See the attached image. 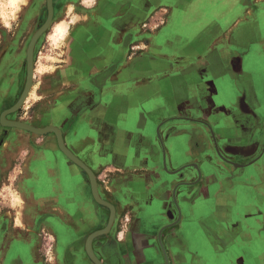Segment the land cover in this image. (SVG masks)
I'll list each match as a JSON object with an SVG mask.
<instances>
[{
	"label": "crops",
	"instance_id": "0c3cea01",
	"mask_svg": "<svg viewBox=\"0 0 264 264\" xmlns=\"http://www.w3.org/2000/svg\"><path fill=\"white\" fill-rule=\"evenodd\" d=\"M229 1L70 2L53 27L66 61L35 81L30 124L60 129L116 208L94 240L104 264H264V0ZM60 22L67 36L54 41ZM44 136L19 149L32 179L18 186L22 220L51 213L72 229L93 217L91 188ZM10 237L0 264H93L85 249L43 261L36 242Z\"/></svg>",
	"mask_w": 264,
	"mask_h": 264
},
{
	"label": "rangeland",
	"instance_id": "374dc122",
	"mask_svg": "<svg viewBox=\"0 0 264 264\" xmlns=\"http://www.w3.org/2000/svg\"><path fill=\"white\" fill-rule=\"evenodd\" d=\"M235 1L237 2L238 0ZM98 2L99 0H81L82 6L80 7L93 8ZM27 4L28 2L21 4L20 8L17 10L7 5V0H0V67L6 56H10L12 53L21 54L27 47V40L20 38L22 35L19 34L17 30L18 15ZM66 42L60 44L57 47L51 40L50 35L49 43L45 42L42 45L48 48V50L41 47L37 53L36 81H41L44 79L48 71L53 68L52 65L65 64V57L67 54L65 53L64 47ZM124 48L127 50V45H125ZM49 58H52V60ZM23 63L25 64L22 59L16 60V65H20V68L21 64ZM24 69L25 66L23 65L21 71L22 73L25 71ZM38 88L39 85H36V89H33L34 94L29 96L24 108L21 111V114L19 115L20 119H22L24 122H29L35 114L37 109L35 101L37 98H39V95L35 94V90H38ZM21 132L23 134L22 141L29 142V144L32 143L33 147L37 146L38 138H46L44 135L30 134L25 133L24 131ZM6 148L8 149V147ZM25 166H27V162L21 155L15 161L13 166L3 173L1 178L2 180L0 179V236L5 234L11 235L12 237H10L7 242L10 244L18 243L21 240L36 242L39 251V258L43 261L48 260L49 262H53L54 260H61L62 256H65L67 253V259H69V256L71 260L80 261L81 259H79V256L82 250L85 249V243L88 236L91 233L101 230L107 226L111 214L109 208L102 206L95 201L91 189L90 196L94 205V210H92L93 217H91L90 220H85L84 216L77 214L79 217V220L77 221V227H72L71 229V226L66 222L56 219V217H54L55 219H52L53 214L51 216V213L50 215L47 213H42L32 221L22 220L24 213L27 214V210L26 202H24V199L20 194V190H18V183L19 181H22V183L28 182L24 177L20 179H17L16 177L20 174V170L26 168ZM62 168V171L66 172V175L70 181H72V179H79V177H75L66 166H63ZM83 172L86 174V179L88 180L89 187L91 188L89 176L84 170ZM18 197L21 198V203H17ZM42 199H44V202L57 201L56 197L49 198L47 195L42 196ZM27 201L30 200L27 199ZM47 217H50V219L47 220ZM64 248L67 249L68 252L66 254L60 253V250ZM57 253L61 255V258L58 257ZM14 260L25 261V255L19 254V256H17Z\"/></svg>",
	"mask_w": 264,
	"mask_h": 264
},
{
	"label": "flooded vegetation",
	"instance_id": "af4514ba",
	"mask_svg": "<svg viewBox=\"0 0 264 264\" xmlns=\"http://www.w3.org/2000/svg\"><path fill=\"white\" fill-rule=\"evenodd\" d=\"M27 2L28 4L19 13L18 21H17V30L19 34L22 35L20 38H24V40H27L26 41L27 47L23 50L21 54L12 53L10 56H6L0 67V179L2 178L3 173L9 168H11L15 163V161L21 156V151L19 150L23 142L22 141L23 134L21 131H24L25 133L35 134L33 132L20 129L18 127L6 126L1 121L2 114L6 110L15 106L22 97V94L27 86L28 77H29V67H28L29 45L34 35L47 23L50 17L49 0H29ZM70 2H74L76 11L78 12L81 11L82 9L80 7L82 6L81 0H52L53 17L51 19V23L46 29V31H44V33L40 36L34 47V53H33L34 73H33V83L30 90V94L31 92H33V86L36 81L37 53L39 49H41V47L48 50V48L42 45L45 42L49 43L50 34L56 23L63 19L66 20L65 18H67V11L65 7ZM21 59L25 62V64L24 63L21 64V68H20V65H16V60H21ZM23 65L25 66L24 69L25 71L22 73L21 71ZM27 100L17 111H15L14 113L7 114L6 120L11 122H21L32 126L30 124V121L24 122L22 121V119H20L19 116ZM30 144L33 146L32 143ZM6 147H8V149ZM25 167L26 168L23 167L24 169L19 171L20 174L16 178L20 179L24 177L25 179H27L26 180L27 182L30 181L32 182V179L30 177L28 178L27 176L28 166ZM61 179H62V175H61ZM21 183L22 181H19L18 184L20 185ZM46 219L49 220L50 217H47ZM68 258L70 257L68 256Z\"/></svg>",
	"mask_w": 264,
	"mask_h": 264
},
{
	"label": "water",
	"instance_id": "95a60500",
	"mask_svg": "<svg viewBox=\"0 0 264 264\" xmlns=\"http://www.w3.org/2000/svg\"><path fill=\"white\" fill-rule=\"evenodd\" d=\"M49 6H50V17H49V19H48L47 23L34 35L32 41L29 45V48H28L29 77H28L27 86H26V88L22 94V97L20 98V101L15 106L6 110L2 114L1 121L6 126L18 127L20 129H23V130H26L29 132H33L37 135H46L48 133H54L55 136L57 137L58 146H59L60 150L73 163H75L77 166H79L82 170H84L88 174L89 179H90L92 194H93L95 201L97 203H99L100 205L109 208L111 214H110L109 222L105 228H103L101 230H97L88 236L86 243H85V250H86L87 256L90 258V260L92 261L93 264H104V262L102 260H100L98 258V256L96 255V253L94 252L93 242L96 238L110 233L112 226H113L115 219H116V208L114 207V205H112L110 202L104 200L100 196L99 190H98V185H97V180H96V176H95L94 172L82 160H80L77 156H75V154L72 153V151H70L66 147L64 140H63L62 132L60 129H58L56 127L35 128V127H32V126L25 124V123L11 122V121L6 120V115L10 114V113H14L15 111H17L25 103V101L27 100V98L30 94V90H31L32 83H33V73H34V69H33L34 68L33 67L34 47H35L38 39L40 38V36L44 33V31L48 28V26L51 23V19L53 17L52 0H49Z\"/></svg>",
	"mask_w": 264,
	"mask_h": 264
},
{
	"label": "bare ground",
	"instance_id": "6f19581e",
	"mask_svg": "<svg viewBox=\"0 0 264 264\" xmlns=\"http://www.w3.org/2000/svg\"><path fill=\"white\" fill-rule=\"evenodd\" d=\"M28 0H7V5H9L12 8L19 9L21 4L27 3ZM71 6L68 9V14L72 17L73 22H76L80 19V15L73 11L74 6ZM68 32V28L66 23L60 22V24L57 27L56 30V36L54 37V41L60 40L63 41L66 38V33ZM17 202L20 203L21 199L20 197L17 198Z\"/></svg>",
	"mask_w": 264,
	"mask_h": 264
}]
</instances>
